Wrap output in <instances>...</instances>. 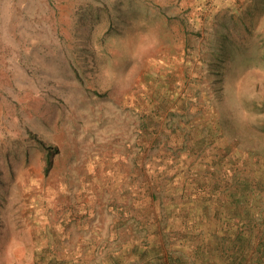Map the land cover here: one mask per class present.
<instances>
[{"label":"rangeland","instance_id":"obj_1","mask_svg":"<svg viewBox=\"0 0 264 264\" xmlns=\"http://www.w3.org/2000/svg\"><path fill=\"white\" fill-rule=\"evenodd\" d=\"M0 264H264V0H0Z\"/></svg>","mask_w":264,"mask_h":264}]
</instances>
